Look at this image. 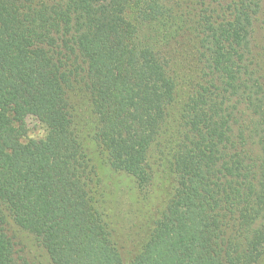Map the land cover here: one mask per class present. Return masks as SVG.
<instances>
[{
	"label": "trees",
	"instance_id": "16d2710c",
	"mask_svg": "<svg viewBox=\"0 0 264 264\" xmlns=\"http://www.w3.org/2000/svg\"><path fill=\"white\" fill-rule=\"evenodd\" d=\"M263 44L264 0H0V264H264Z\"/></svg>",
	"mask_w": 264,
	"mask_h": 264
},
{
	"label": "rangeland",
	"instance_id": "374dc122",
	"mask_svg": "<svg viewBox=\"0 0 264 264\" xmlns=\"http://www.w3.org/2000/svg\"><path fill=\"white\" fill-rule=\"evenodd\" d=\"M264 46V44H263ZM264 53V48H261ZM44 128L40 124L31 120L28 122L29 138L38 139L44 136ZM96 168L99 172L101 182L105 185L104 190L109 199L107 201V212L111 215L113 232L120 235L121 231L126 234L135 232L136 220L132 210L136 205V189L134 181L123 175L111 172L107 167L95 159ZM123 197V198H119ZM128 196H133L132 200Z\"/></svg>",
	"mask_w": 264,
	"mask_h": 264
}]
</instances>
